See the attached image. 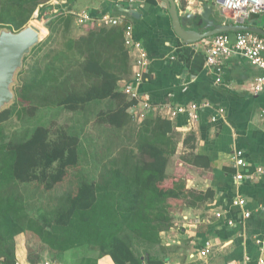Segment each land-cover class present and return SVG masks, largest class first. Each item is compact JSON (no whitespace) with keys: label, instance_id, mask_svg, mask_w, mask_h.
<instances>
[{"label":"crops","instance_id":"crops-1","mask_svg":"<svg viewBox=\"0 0 264 264\" xmlns=\"http://www.w3.org/2000/svg\"><path fill=\"white\" fill-rule=\"evenodd\" d=\"M174 1L179 14L196 16L195 24L206 7L211 8L208 18L214 23L234 24L230 14L215 5ZM51 7L65 14H110L132 24L133 36L149 59L138 87L141 99L152 104H209L199 109L195 121L187 114L170 119L165 111L147 116L170 122L175 152L168 158L165 175L183 179L185 187L197 196L189 205L173 209L172 225L160 232V243L147 251L163 264H240L244 257L253 264L261 254L253 239L264 237V173L236 185L232 154L234 150L241 153L245 166L239 171L243 174L257 167L264 170V89L257 94L251 92L253 80L264 76V70L236 54L221 59L219 71L207 66L202 43L205 38L183 43L174 34L161 0H56ZM245 24L264 31V10L251 15ZM227 34L233 42L235 33ZM128 66L123 81L132 75L131 55ZM236 193L246 199L244 210L250 212L247 219H242L243 209L231 203ZM216 212L221 216L216 217ZM228 220L233 221L232 226L227 225ZM31 240L24 243L22 237L15 239V264H115L109 255L85 247L57 253L49 252L43 244L40 252L36 249L39 242ZM205 249L207 254L200 257L199 251ZM190 254L193 259H189Z\"/></svg>","mask_w":264,"mask_h":264},{"label":"trees","instance_id":"trees-1","mask_svg":"<svg viewBox=\"0 0 264 264\" xmlns=\"http://www.w3.org/2000/svg\"><path fill=\"white\" fill-rule=\"evenodd\" d=\"M43 2L0 0V14L5 12L10 17L0 18V25L9 24L19 30ZM41 11L38 8L39 20H43ZM86 36L77 41L70 39L66 47L80 53L79 41L84 43L87 55L82 70L98 81L80 95H66L60 103L76 110L91 101L113 99L116 106L101 112L97 119L120 129L130 119L126 110L131 104L117 85L129 69L122 27L93 29ZM93 44L99 48L92 49ZM15 106L13 103L0 111V124L13 115ZM171 133V124L165 118L146 117L138 123L135 146L130 151L110 161L97 176L80 180L66 196L62 208L53 210L49 216L42 215L40 220L27 216L16 196L0 197V264H15L12 245L4 247L2 242L11 241L23 230L31 231L49 252L85 246L99 255H109L115 264H163L147 249L158 245L160 232L172 225L173 209L184 203L189 205L190 199L197 198L196 193L185 187L183 179L165 175L168 158L175 152ZM78 146V136L60 130L51 138L49 130L41 125L23 140L3 144L0 189L17 183L52 190L71 170L80 168ZM132 240L142 243L145 250L141 255L134 251Z\"/></svg>","mask_w":264,"mask_h":264},{"label":"rangeland","instance_id":"rangeland-1","mask_svg":"<svg viewBox=\"0 0 264 264\" xmlns=\"http://www.w3.org/2000/svg\"><path fill=\"white\" fill-rule=\"evenodd\" d=\"M42 1L45 2L35 8L27 21L40 30L41 39L36 48L27 55L15 77V83L12 85L14 93L12 104L16 103V106L13 115L0 124V148L3 144L23 140L34 127L39 125L49 130L51 138L63 130L79 138L80 168L71 170L65 179L50 191L42 186L17 183L4 185L0 189V197L16 196L20 203H23L24 213L38 220L42 215L49 216L53 210L62 208L66 196L73 191L80 180L84 177L97 176L110 161L119 157L121 153L130 151L135 146V130L139 123L129 119L120 129L100 123L97 119L99 114L116 106V101L113 99L91 101L79 105L76 110L68 109L60 103L66 95H80L98 81L93 75H87L82 70L87 55L84 43L79 41V53L76 49L67 50V42L70 39L77 41L85 37L87 31L93 29L97 31L106 26L78 25L72 14L74 12L66 14L61 10L54 12L51 5L56 3V0ZM40 7L43 20L36 18ZM0 18L10 17L2 12ZM0 27L16 31L9 27V24ZM98 48L96 44L92 45V49ZM20 237L24 239V243H28L29 239L38 241L37 251H40L41 247L43 250L44 245L27 230L16 233L11 241L2 242V245L4 247L5 244L12 245L15 251L17 243L15 239L18 240ZM131 244L138 255L144 252L142 243L132 240Z\"/></svg>","mask_w":264,"mask_h":264},{"label":"built area","instance_id":"built-area-1","mask_svg":"<svg viewBox=\"0 0 264 264\" xmlns=\"http://www.w3.org/2000/svg\"><path fill=\"white\" fill-rule=\"evenodd\" d=\"M187 3H206L215 5L222 13L230 14V19L236 23L238 19L246 20L251 15L260 13L264 10V0H186ZM188 8V6H186ZM56 12V10H54ZM75 22L78 25L100 24L106 27L121 26L123 46L127 50L128 55L132 56L133 71L130 80L118 82L121 92L127 97L131 104L127 108L128 115L132 120L141 122L148 115L155 112H166V117L174 119L179 114H187L190 120L195 121L199 109L209 106L207 102L197 104L188 103L183 105H172L170 103L152 104L146 99H141L138 92L139 85L143 82L146 68L149 64L147 53L142 44L135 40L133 36V27L123 17L103 14L99 17H92L87 12L72 13ZM205 51V62L207 66L214 67L216 71L220 70V60L230 55H240L246 58L254 67L264 70V37L249 31L236 32L233 42L229 41L227 33L216 34L210 38L202 40ZM219 81V78L216 79ZM264 89V76H257L251 87V92L257 94ZM222 113V110H218ZM234 167L237 169L234 175V183L238 185L244 179L254 180L257 176L264 173L262 168H255L250 174H243L239 169L245 166V162L239 151L234 150L232 154ZM232 205L242 210V219H247L250 212L244 210L246 199L237 193L232 199ZM216 217H220L221 213L216 212ZM228 226L233 225V221H227ZM255 245L261 250L260 256L253 264H264V237H254ZM208 250L199 251V256H205ZM194 255L190 254L189 259H193ZM240 264H250L249 259L244 257Z\"/></svg>","mask_w":264,"mask_h":264},{"label":"water","instance_id":"water-1","mask_svg":"<svg viewBox=\"0 0 264 264\" xmlns=\"http://www.w3.org/2000/svg\"><path fill=\"white\" fill-rule=\"evenodd\" d=\"M170 18L174 34L185 44L195 43L216 34L249 31L264 37L260 28L245 24L238 19L234 24H216L208 18L211 8L206 7L199 15L179 14L174 0H161ZM202 25V26H201ZM39 29L30 23L19 30L0 27V111L9 107L14 100L12 85L21 70L24 57L37 46L41 36Z\"/></svg>","mask_w":264,"mask_h":264},{"label":"bare ground","instance_id":"bare-ground-1","mask_svg":"<svg viewBox=\"0 0 264 264\" xmlns=\"http://www.w3.org/2000/svg\"><path fill=\"white\" fill-rule=\"evenodd\" d=\"M75 18V17H74ZM244 22H245V20H243ZM30 24H32V23H30ZM33 26H35L34 24H32ZM36 27V26H35ZM115 27V26H114ZM37 28V27H36ZM38 29V28H37ZM40 31V30H39ZM120 88V87H119ZM120 90H121V88H120Z\"/></svg>","mask_w":264,"mask_h":264}]
</instances>
